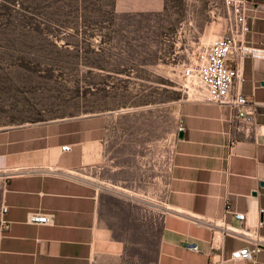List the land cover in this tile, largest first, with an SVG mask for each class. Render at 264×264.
<instances>
[{"label": "crops", "instance_id": "obj_1", "mask_svg": "<svg viewBox=\"0 0 264 264\" xmlns=\"http://www.w3.org/2000/svg\"><path fill=\"white\" fill-rule=\"evenodd\" d=\"M165 8H189L195 31L216 28L215 8L226 7L224 0H113L119 14ZM251 8L240 41L264 48V0H251ZM228 64L240 68L235 89L254 110L253 124L227 106L180 100L157 177L148 155L140 166L130 153L108 156L106 142L119 136L112 119L109 128L86 118L1 129L0 264H210L250 247L222 228L253 232L258 222L264 241V60ZM228 209L245 214V223ZM30 212L52 214L53 223L26 224ZM255 264H264V251Z\"/></svg>", "mask_w": 264, "mask_h": 264}, {"label": "rangeland", "instance_id": "obj_2", "mask_svg": "<svg viewBox=\"0 0 264 264\" xmlns=\"http://www.w3.org/2000/svg\"><path fill=\"white\" fill-rule=\"evenodd\" d=\"M215 9L218 26L194 31L189 8L119 14L113 0H0V130L86 118L109 128L112 119L119 136L108 156L130 153L140 166L148 155L157 177L177 104L192 98L182 72L230 25L226 8Z\"/></svg>", "mask_w": 264, "mask_h": 264}, {"label": "built area", "instance_id": "obj_3", "mask_svg": "<svg viewBox=\"0 0 264 264\" xmlns=\"http://www.w3.org/2000/svg\"><path fill=\"white\" fill-rule=\"evenodd\" d=\"M226 10L231 17L227 32L215 38L205 47L204 55L195 67L185 68L182 76L187 85L183 87L184 92L195 100L227 106L235 113V118L247 125L253 124L254 110L250 109L248 101L235 87L243 79L240 75V68L228 64L233 58L238 63L245 60H264V48L253 47L241 43L240 37L249 31L248 14L252 11L251 0H224ZM62 151H69L64 146ZM233 214V217L244 224L246 216L243 213ZM26 224L46 226L53 223L52 214L30 212L26 216ZM206 227H211V222L199 221ZM262 222H258L253 232H245L241 228L225 226L222 228L224 236L242 237L247 240L250 247L233 251L228 259H220L210 264H224L228 261H248L255 264V257L264 251V241L257 233V229L262 227ZM189 249L197 251L195 246H188Z\"/></svg>", "mask_w": 264, "mask_h": 264}]
</instances>
